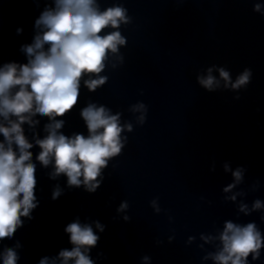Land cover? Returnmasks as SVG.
Here are the masks:
<instances>
[{"label": "water", "instance_id": "95a60500", "mask_svg": "<svg viewBox=\"0 0 264 264\" xmlns=\"http://www.w3.org/2000/svg\"><path fill=\"white\" fill-rule=\"evenodd\" d=\"M98 2L102 10L114 4L128 9L131 23L119 29L127 39L120 49L124 62L115 69L109 63L102 73L108 81L95 92L81 84L79 103L63 117L62 131L87 135L80 110L89 102L122 113L121 122H131L133 131L124 133L122 153L109 161L100 187L91 193L69 188L65 176L50 179L51 169L35 161L39 147L32 148L39 204L13 239L0 241V250L19 241L18 264H38L44 256L71 249L64 228L79 218L105 226L100 232L93 224L100 236L90 252L95 264H144V256L148 264H212L203 257L215 247L204 244L201 234H217L226 220L254 221L264 233V211L238 212L241 201L249 207L257 198L264 201V0ZM51 3L0 0V66L27 62L21 46L32 42L35 20ZM256 3L261 12L254 11ZM212 66L229 71L233 82L250 69V83L239 90L208 91L197 75ZM213 75L219 78L217 71ZM137 102L148 109L143 125L136 121L139 114L129 111ZM36 119L42 138L48 121ZM225 163L232 170L246 169L234 189L246 195L235 203L224 200L222 189L233 180ZM57 185L62 195L53 200ZM153 199H158V214L150 205ZM123 201L129 208L118 213ZM190 236L195 239L188 243ZM249 264H264V249L258 260L250 256Z\"/></svg>", "mask_w": 264, "mask_h": 264}, {"label": "clouds", "instance_id": "9594fccd", "mask_svg": "<svg viewBox=\"0 0 264 264\" xmlns=\"http://www.w3.org/2000/svg\"><path fill=\"white\" fill-rule=\"evenodd\" d=\"M261 7L256 3L254 11L261 12ZM129 23L128 9L120 4L102 10L98 0H52L35 20L32 42L21 46L27 62L0 66V241L13 239L24 218L32 219V212L38 207L37 164L33 161L32 148L39 147L35 161L51 169L50 179L65 176L69 188L83 187L90 193L100 187L109 161L122 153L128 139L124 133L132 132L133 124L122 123V113L114 114L104 105L89 102L80 110L87 135L76 132L66 135L62 129L63 117L79 103L81 84L89 92H95L108 81L102 73L109 63L113 69L123 64L120 49L126 46L127 39L119 29ZM214 71L219 73V78L213 75ZM251 76V70L245 69L233 82L229 71L212 66L206 74L197 75V82L208 91L221 87L239 90L250 83ZM129 111L139 114L138 124L145 123L148 109L143 102L131 105ZM38 116L48 121L43 125L42 138L37 131ZM223 167L233 177L222 189L224 200L235 203L239 196L246 195L234 191L244 181L246 169L232 170L228 163ZM61 195L62 189L57 185L52 199ZM150 205L157 214L161 212L158 199L150 201ZM128 208V202L123 201L117 212H126ZM260 211H264V201L258 198L251 207L243 201L238 204V212L245 216ZM123 219L127 221L130 217L125 215ZM261 220L264 221V215ZM93 224L95 229L104 231L105 226L99 221L81 223L76 218L67 224L64 232L69 236L71 249L44 256L38 264H95L90 252L100 236ZM172 239L169 237V242ZM194 239L190 236L188 243ZM200 239L215 247L203 257L212 264H249V257L258 260L264 249V233L254 221L240 224L226 220L217 234H201ZM21 247L19 241L4 246L0 250L2 264H18ZM142 260L148 264L150 258L144 256Z\"/></svg>", "mask_w": 264, "mask_h": 264}]
</instances>
